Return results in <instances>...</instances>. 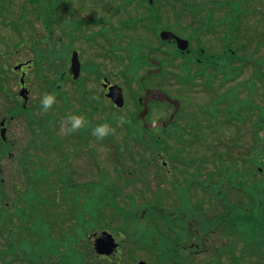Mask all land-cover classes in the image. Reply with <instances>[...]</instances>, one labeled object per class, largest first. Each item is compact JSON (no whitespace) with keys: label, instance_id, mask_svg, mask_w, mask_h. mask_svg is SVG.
<instances>
[{"label":"rangeland","instance_id":"374dc122","mask_svg":"<svg viewBox=\"0 0 264 264\" xmlns=\"http://www.w3.org/2000/svg\"><path fill=\"white\" fill-rule=\"evenodd\" d=\"M44 6L49 7L48 12L45 10L40 14L38 10L39 5L33 3V1L28 0H4L0 4V62L1 66L6 69L8 66L13 67L18 61H27L29 58L35 57L36 61L34 66L29 70L28 73V83L31 91V98L29 104L31 105V116L32 118L39 119L40 123H36L35 119L31 120V126L33 130L28 128L26 123V117L16 118L13 121V135L18 138V148L22 149L24 152H27V158L31 163L38 169L42 170V174L46 172V180L39 179L36 183H41L38 185V193L34 190L30 196L29 204L26 202H19L17 199V194H12L11 196L4 199V204L6 203V208L10 213H14L13 217L10 215H5L3 212L0 214V247L5 249L7 246V240L9 239L11 246L17 250H24V253L27 256H30L34 259L32 253H38L42 248H46L49 251H55V248L58 250L64 248L62 244V233L66 232V227L73 223L74 220L68 218V213L70 209L66 210L64 205V200L60 195L62 189L59 187L48 188L44 183H58L57 179L53 178L54 170L51 165L57 163V158L60 156L58 154L59 149H55L57 145L50 146V143H54L53 140L49 138H54L59 140L63 150L67 151L68 154H71L72 159L67 162V166H70V169L67 167L66 174L69 175V180L74 181V183L79 184L85 191L83 196L79 197L80 200H88L93 202V195L99 196V199L108 197L109 200L113 201V196L116 197L119 207H124L130 212V219L127 220L123 213L117 208H113L108 202L103 203L99 208L97 218L98 224L102 228L100 229H91L84 233L80 240H77L79 250L82 252H90L93 256L98 257L95 254L93 248V241L90 240V234L94 231L100 232L101 230H108L116 235V237L121 241L122 248H120V253H116L115 256H111L109 259L102 258L89 261L93 262L92 264H135L138 260H145L147 264H176L174 261L165 260L162 256L163 249L160 248V244H170L182 253H187L188 248L191 249L193 243V236L196 235L194 227L202 226L209 219L218 220V226L216 231V236L220 237V233H228L232 230L231 226L226 223H220L223 219L221 217V208L219 205H222L221 201L218 202L210 193L203 189H198L196 186L188 182L186 178H191L194 171L192 167L184 168L185 172L179 174L177 171V176L182 185H180L182 191V198H192L187 200V202H181L180 199L176 198L177 194L175 191V185H171L170 177L167 176V169L160 171L161 165L164 164V160L167 159L171 161L172 152H178L180 150H187V152L180 153L184 159H201V174L199 176H204L205 178L211 177L217 179H224L225 173L223 172L226 169L225 163H231L235 161V167L241 172L236 179L238 181H244L243 187L249 189L254 193V198H258L257 202L250 199L243 192H237L228 190L226 205L230 206L233 210L228 212L237 214H244L248 212H256L260 219L264 221V151L257 148L255 139L250 138V127L254 121V118L257 117V113L254 116L248 117L243 125L244 134L237 131L236 126L224 124H219L218 130L220 131L219 136L221 139L215 138L214 131L212 129L206 130L205 135L202 136L203 143L193 142L192 146L185 144V148H182L179 145H174L177 142V137H169L164 143L167 145L164 147L163 155H160V149L157 148L156 151L159 154L155 160H148L145 163L142 170L146 171L148 175L146 178L148 182L141 183L138 182L137 178L142 177V172L136 174L135 180H129L123 174L122 177H118L115 172L113 162L111 160V147H108L104 142V139H97L92 134V127L97 123H103L106 121L107 117L113 115L115 124L112 125L115 127L116 135L113 137L115 139L116 146L120 145V150L122 152L123 147L125 146L124 137L126 133L123 130V124L119 123L116 119L118 115L112 110H108L107 107L102 109L99 107L97 113L90 115V118L93 120L91 122V127H83V131H86L88 136V145L85 142H79L78 131L70 133L67 135L60 134V128L65 122L66 116L72 113H78L84 116V111H81L78 106L83 109L88 108L90 104L95 100L94 95H90V98H84L79 104L76 98V84L73 82H68L63 86V94L68 97L65 99L62 96H59L56 100V103L49 109L47 112L40 110L39 97L45 93L48 89L49 80L53 76L57 75V72L62 69V61L55 60L60 58L65 59L62 51L66 50L64 48L65 43L70 42L68 40L70 34L75 35L77 33L78 20L99 18L102 16L110 18L115 23H120L123 18V11L120 10L118 17L112 16V10L116 4L122 3L121 0H108L109 2L105 4V0H40ZM137 1L134 0L131 6H135ZM199 1V0H198ZM218 0H204L210 7L215 5ZM251 0H244V3L249 2L250 8L253 9L255 4H259L264 9V0H255V2H250ZM252 3V4H251ZM60 5L58 9L57 6ZM177 8L185 10L183 19L175 23V25L182 29V25H188L191 21L188 17L189 9L185 8L184 2L178 0V3L175 4ZM163 22L174 21L175 16L172 15L170 11L171 5L166 4L165 0H159L157 3ZM200 7V5H199ZM131 11L136 14L137 11L135 8H132ZM257 12V11H256ZM49 15L51 21L53 20L52 28L54 36L49 39L47 37L48 33L44 28L43 20L45 15ZM248 13V8L244 5H238L231 9V14L229 16V22L234 24L235 20L239 23L240 15H244V23L239 27V40H236L233 44L235 50L230 51L231 60L234 62L235 66L243 69V75L236 82L226 83L221 87L217 88L216 93L209 92L208 90L202 91V88L188 85H178L177 78L175 74L171 73L166 76H158L155 74L156 84L153 86L152 91H147L144 87L143 82H138L140 85V91L145 94L147 100H163L162 103L166 104V107H160L158 105H149L150 113L149 116L156 117L164 115L167 119L170 118V114L175 110V107L178 108L180 105L187 106L185 109L192 111H198V104H204L206 106L218 105L222 107L221 102H218L216 97L218 94H226L231 98V101L228 99V103L237 104L241 102L245 104L249 103L250 98H255L256 102L264 107V82L259 79L258 81L255 77L252 76V68L255 67L252 64L244 65V62L238 61V57H244L245 55H251L258 58L262 64V72H264V17L261 18L262 14L257 12L254 15L245 16ZM55 15L57 16L55 18ZM199 18L204 16L203 9L201 10ZM225 15L224 8H217L214 11V15L211 17V20L215 22V33L211 31L208 40H205V44L208 47V52L211 55L221 56V46H222V36L225 27L219 23L222 16ZM102 19V27L107 26L106 18ZM173 18V19H172ZM63 20L64 24L60 22ZM13 21L22 22V35L18 37V33L15 31L17 26ZM48 21V20H46ZM45 21V22H46ZM94 22V21H92ZM87 23V22H85ZM19 24V25H20ZM68 26V27H66ZM112 26V25H111ZM68 28V29H67ZM143 27L140 25L136 28H131L130 32L133 33V36L139 42H149V35ZM92 29L95 31L101 30L99 26H93ZM188 30V29H186ZM86 34H90L91 29L87 28ZM77 33L76 35H78ZM152 40L154 38L152 37ZM37 39L44 40L36 43ZM23 46L16 49V44H22L26 41ZM50 46L48 49L47 44ZM105 40L100 38L99 42L94 40H86L80 36L72 40L73 47L80 48L82 50L81 57L86 62H97V64L102 67L104 70H107L110 67V62L101 58L100 53L104 51L105 46L102 45ZM36 43V44H35ZM155 43V41H154ZM35 45V46H34ZM39 49V51L33 49V47ZM46 52V53H45ZM5 56V57H3ZM49 61L51 63L41 64L42 59ZM55 60V61H53ZM53 61V62H52ZM117 67V66H116ZM9 79V89L17 90L16 86L18 85L17 80L18 76L13 75V73L8 74ZM83 80L88 83V88H99L98 85L94 82L93 76L91 77L86 71L83 74ZM115 80L117 83L122 82L120 76H116ZM242 82H245L243 85ZM240 85V86H239ZM231 88V89H230ZM0 96V102L3 105L4 101L8 104V100ZM4 98V100H3ZM218 98V97H217ZM189 102L190 105L185 103ZM222 102H226L223 100ZM228 103L226 106H228ZM146 105V104H145ZM85 107V108H84ZM171 107V108H170ZM170 108V109H169ZM33 109V110H32ZM143 109V108H142ZM142 109H139L136 105L133 104L132 100H129L128 105L124 108L122 113L140 112ZM169 109V112L167 113ZM177 110V109H176ZM106 111V112H105ZM105 112V113H104ZM200 114V111H198ZM178 116L180 114H177ZM201 115V114H200ZM50 117H54L56 127L53 126ZM223 117V116H221ZM88 120L86 119V125H88ZM227 118H226V121ZM185 124V123H184ZM116 125V126H115ZM204 127L206 126L203 123ZM187 124L184 125V129H187ZM260 129V127H257ZM80 129V130H81ZM217 130V131H218ZM261 130V129H260ZM216 131V132H217ZM33 132L38 133L37 137H34ZM47 133V135L45 134ZM192 132H197L196 129H192ZM203 132H201L202 134ZM261 133H264V130H261ZM50 134V135H49ZM54 135L55 137L51 136ZM264 135V134H263ZM35 138L36 145H28L32 139ZM44 139L46 141H44ZM77 142L74 147L72 142ZM48 143V146L45 143ZM129 142L131 146L134 145V150L137 159L141 160L142 154L150 155L153 148L140 150L142 143H136L135 138L131 137ZM217 151L210 152L211 145ZM264 149V140L261 143ZM68 147L70 149H68ZM52 148V149H49ZM54 148V149H53ZM72 151V149H74ZM170 150L169 152L167 150ZM167 151V152H166ZM142 153V154H141ZM168 153V154H167ZM212 153V154H211ZM123 154V152H122ZM225 154V157L222 156ZM130 152L125 150L124 156L126 166L131 169L135 166L134 162L132 165V158L129 156ZM234 156L236 159H234ZM61 157V163L64 164V161ZM175 157H173L174 160ZM239 160L237 161V159ZM223 160V162H221ZM262 165V170H257L255 173L251 172V168L254 165V162ZM134 161V160H133ZM30 164V163H27ZM161 164V165H160ZM174 167V162H173ZM250 173H244L245 170ZM84 172H93L95 177L93 180H90L89 177L85 176ZM184 174H186L184 176ZM160 177H164L165 183H159ZM90 183V184H88ZM175 183V182H174ZM242 183V182H241ZM239 183V184H241ZM186 184L187 186H185ZM253 184L259 188H253ZM48 185V184H47ZM59 188V190H58ZM249 194V193H248ZM247 194V195H248ZM93 198V199H92ZM232 200V202H231ZM15 204V205H14ZM218 208V212L214 211L213 207ZM11 207V209H9ZM112 207L110 210L109 208ZM3 208V207H2ZM19 208L27 214L20 216L16 214L14 209ZM226 208V207H225ZM4 209V208H3ZM80 211H83L81 208ZM146 211V212H145ZM227 212V210L222 209ZM217 215H216V214ZM16 214V215H15ZM70 215V214H69ZM85 215L86 211H85ZM13 218V219H12ZM89 219H93V216H89ZM130 226V235L140 236L142 233H146L144 230L154 231V244L145 241H138L131 238H121L118 233L123 232ZM74 227V224H73ZM6 229V230H5ZM75 229V227H74ZM220 229V230H218ZM230 229V230H229ZM204 233V232H200ZM5 235L8 238H5ZM226 238V237H225ZM227 240V238H226ZM240 247V246H239ZM60 252V250H59ZM66 255L69 258H76L77 260H84L86 257L83 254H79L78 251L74 252L73 250H65ZM251 252V251H250ZM240 253V251H238ZM253 253V252H252ZM244 260L242 264H264V257L250 255L249 252H243ZM50 264H58V261L61 256H58L57 253H54L53 257L49 253ZM92 256V258H94ZM91 257V256H90ZM252 257V258H251ZM46 258V254L42 253L38 256V260H43ZM260 258V259H259ZM12 256H8L6 261L7 264H27L26 260L16 258L12 260ZM189 264H217L215 255L212 253L204 252L197 254L196 257H188ZM213 259V260H212ZM1 260V259H0ZM2 261V260H1ZM0 261V262H1ZM227 264V260H225ZM44 263V262H42Z\"/></svg>","mask_w":264,"mask_h":264},{"label":"flooded vegetation","instance_id":"af4514ba","mask_svg":"<svg viewBox=\"0 0 264 264\" xmlns=\"http://www.w3.org/2000/svg\"><path fill=\"white\" fill-rule=\"evenodd\" d=\"M189 24L192 26V28H189L188 31L186 30H182L179 29L177 27V31L176 33L178 35H180L181 37H183V39H188L190 42V52L191 53V59L192 62L195 60V62L197 64H203L206 65L207 62L209 61L208 58H210V53L208 52V47L205 44V40H208L209 36H210V31L207 27H202L201 26V22L199 20H192L189 22ZM191 35V37H190ZM173 44V47L175 49H177V45H176V41L173 40V42L171 43ZM193 51V52H192ZM177 53V57H179L180 59H182V61H185L186 58H189V55H187V52H182L179 50V52ZM226 53H223L220 58H225ZM120 57L123 58V62L122 61H118L115 62L113 59L109 58V62L110 67L107 69V72L109 73L110 77L106 74L102 75V78L100 80V83L102 85L105 84V80L110 81V84H112L113 78L115 77V73L116 70L120 69V66H124L126 63L129 62V58L131 57V55L128 52H122L120 53ZM155 64H160L158 61L155 62ZM117 66V67H116ZM151 70H160L159 68H151ZM208 70V69H206ZM191 73H195L198 75H201V72L198 68H195V65L193 63L192 68L190 69ZM80 90H78V99L81 102L83 94L81 92V87L79 88ZM153 88H149L147 89V91H152ZM108 92V87L106 89H103V94L105 95ZM92 95H96L97 93H91ZM153 100V99H151ZM142 101V100H141ZM158 102H156L155 105L160 106V104L163 102V100H157ZM150 102V100H147L146 103ZM166 107V106H165ZM148 112V110H146V113ZM180 115L175 117L176 113H173L172 115H170V118H166L164 115H160V116H156V117H152L149 116L145 113V111L141 112V118L138 119V122L142 123V131L139 133H135L132 134L133 137L135 138H140V139H162V138H169V137H177V138H181V139H188V138H194L195 137V133L196 132H189V129H184V125H186L187 123H194V122H203L205 123V121H209V110L208 111H200L199 112L196 111H192L189 109H185L182 111H179ZM185 123V124H184ZM204 129L206 130H210L209 126L206 125L204 127ZM198 134H200L199 132H197ZM205 135V133H204ZM193 145V144H192ZM187 152V150H181L180 153H184ZM179 153V154H180ZM179 154L176 155L175 157V163L179 166H181L182 168L184 167H192L193 171H196L197 168H200L198 162H200L201 159H183L179 157ZM199 160V161H198ZM190 161V163H192L191 165L187 166ZM166 163H169L168 161H165ZM172 183H180V181H171ZM195 230V227H194ZM100 235V234H99ZM98 238V237H97ZM200 239V241L198 240ZM198 239L196 238V236H193V243L191 246L192 252L194 253L195 248L199 247V249L202 248V246L206 241H207V237L202 235V234H198ZM195 240H198L199 242H196ZM216 245L218 247L219 250V254L215 255V258L217 260L218 264H221L223 261H225V249H226V238L225 235L220 236L218 238V242H216ZM198 250V248H197ZM111 256L114 255H110V256H98V259L102 258H106L109 259Z\"/></svg>","mask_w":264,"mask_h":264},{"label":"clouds","instance_id":"9594fccd","mask_svg":"<svg viewBox=\"0 0 264 264\" xmlns=\"http://www.w3.org/2000/svg\"><path fill=\"white\" fill-rule=\"evenodd\" d=\"M56 103L54 92H45L39 97L40 110L47 112ZM119 123L124 122L123 116L116 117ZM86 126V118L78 113H72L65 118L64 124L60 128V134L67 135L74 133ZM115 129L109 122L97 123L92 127V134L97 139H103L114 133Z\"/></svg>","mask_w":264,"mask_h":264},{"label":"trees","instance_id":"16d2710c","mask_svg":"<svg viewBox=\"0 0 264 264\" xmlns=\"http://www.w3.org/2000/svg\"><path fill=\"white\" fill-rule=\"evenodd\" d=\"M2 1H4V0H0V4L2 3ZM28 1H33V3H38V4H41V2L40 1H38V0H28ZM44 10L46 9V11L48 12L49 10H52V9H49V7H48V5L47 6H45V8H43ZM217 69V68H216ZM4 75V74H3ZM2 75V73L0 74V76H3ZM1 85H4L3 84V80L1 81ZM228 104H230V102L228 103ZM251 113H252V111H251ZM253 114V113H252ZM232 116H234V117H237V118H239L240 119V117H241V114H239V113H236V112H233L232 113ZM232 116H229L228 117V121H229V119H232ZM230 121H232V120H230ZM228 123V122H227ZM259 127H260V129H264V120L262 121V122H260V124H259ZM257 135H259V134H257ZM263 140H264V136H259V138L257 139V148L258 149H260V150H262V151H264V149H263V145L261 144L262 142H263ZM234 159H236L235 158V156H234ZM239 159H237V161H238ZM235 164H237L235 161H231V163H226V170H225V172H226V174H227V177H228V179H229V183H230V185H234V186H237L238 185V183H244V181H238V179H236L237 178V176L241 173L239 170H238V168L237 167H235ZM260 164H264V160H263V158H262V162L260 163ZM260 164H257L258 166L255 168V170L257 171V170H260V167H263L262 165H260ZM255 170H251V172H255ZM244 173H250L249 171H247V170H245V172ZM38 185H39V183H34L33 184V186L36 188V189H38ZM258 188H259V185H258ZM246 219H247V221L248 222H253V221H255V222H258V223H255L256 225H254V228H253V230L256 232V231H258V232H260V234H262V231H264V227L262 226V224H263V221H261L260 219H257V218H253V216L252 215H249V216H247L246 217ZM14 253H16L13 249H11L10 248V250H7V251H4V252H1V250H0V256L2 257V259H4L6 256H8V254H14Z\"/></svg>","mask_w":264,"mask_h":264},{"label":"water","instance_id":"95a60500","mask_svg":"<svg viewBox=\"0 0 264 264\" xmlns=\"http://www.w3.org/2000/svg\"><path fill=\"white\" fill-rule=\"evenodd\" d=\"M162 36L164 38H166V39L171 40L174 35L171 32H169V31H163L162 32ZM20 67H22V64H19V65L16 66V68H20ZM72 68H73L74 73H75L74 76L78 75L79 74L80 65H79L77 52H75L74 56H73ZM22 82L24 83V76L22 77ZM25 91H26V89L22 88L21 93L24 94ZM108 95L112 96L113 99L118 103V105L122 106L124 104L123 103L122 90L119 87H116V86L112 87L111 88V92ZM25 97H27V96L25 95ZM109 237H111V239H109L108 241L103 240V241H105L104 242L105 244H101V246L98 248V250L100 252L102 251V252L111 253L113 251L112 249L117 246V244L114 243V240H113L114 238L111 235H109ZM139 264H146V262L141 261V262H139Z\"/></svg>","mask_w":264,"mask_h":264}]
</instances>
